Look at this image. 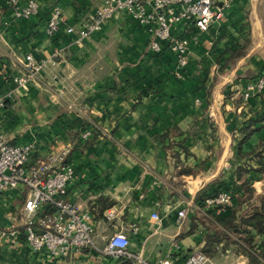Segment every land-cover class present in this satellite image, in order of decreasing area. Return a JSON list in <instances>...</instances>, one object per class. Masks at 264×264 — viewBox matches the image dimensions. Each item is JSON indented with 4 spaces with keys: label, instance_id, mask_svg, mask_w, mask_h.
I'll return each instance as SVG.
<instances>
[{
    "label": "crops",
    "instance_id": "obj_1",
    "mask_svg": "<svg viewBox=\"0 0 264 264\" xmlns=\"http://www.w3.org/2000/svg\"><path fill=\"white\" fill-rule=\"evenodd\" d=\"M36 1L40 11L31 18H17L7 5L0 9V96H14L0 127L11 143L34 144L36 158L69 149L76 175L68 199L80 209L113 202L101 217H93L97 248L105 236L124 229L140 264H185L195 253L205 257L203 264H255L233 244L213 257L204 249L207 235L216 232L218 247L226 244L221 230L209 228L216 216L251 211L248 203L239 206L244 181L256 191L253 205L264 196V151L255 152L264 141V96L247 102L241 97L248 83L264 76V0H216L228 6L208 32L177 27L175 39L197 36L182 70L169 46L161 53L150 49L147 27L128 14H118L81 44L65 31L48 33L53 7L79 28L101 0ZM27 53L39 61L54 59L58 67L23 91L12 78L22 72ZM85 130L97 133L87 145L79 140ZM216 182L231 187V205L209 208L199 197ZM22 205L19 193L0 198V223L8 230L0 238V264H55L28 246ZM182 209L188 211L183 222ZM110 211L117 214L112 221L106 217ZM250 231L261 251L264 232ZM126 261L87 247L62 264Z\"/></svg>",
    "mask_w": 264,
    "mask_h": 264
},
{
    "label": "built area",
    "instance_id": "obj_2",
    "mask_svg": "<svg viewBox=\"0 0 264 264\" xmlns=\"http://www.w3.org/2000/svg\"><path fill=\"white\" fill-rule=\"evenodd\" d=\"M12 7L17 18H31L38 14L40 5L36 0H28L19 5V0H7L0 4ZM149 6V8H147ZM224 6H218L216 0H101V5L79 28L67 24V18L60 7H53L48 16V33L51 36L61 31L76 36V44L83 43L91 34L102 29L118 14H128L140 25L147 27L150 34V49L161 53L164 45L169 46L177 55L178 67L182 70L188 64L191 38L182 35L175 39L173 31L180 26L195 27L200 33L208 32L218 25L225 14ZM58 67L54 59L39 61L33 54L27 53L22 61V72L12 78L13 83L23 91H29L37 84L49 68ZM3 70L0 64V74ZM58 80V75L53 76ZM264 92V76H259L248 83L241 94L247 102L255 95ZM10 94L0 96V116L7 103L13 100ZM92 136V131L85 130L79 140L84 142ZM8 172V173H7ZM75 168L70 160L69 149L62 148L47 156L36 158V146L32 143H11L0 127V198L10 193H19L23 205L19 210L22 220V233L33 254L45 256L55 264H62L72 255H80L91 247L103 256L114 259H126L130 264L143 263L129 251L130 237L124 229L105 236L102 248H97L95 227L91 210H82L69 199V191L75 181ZM233 195L223 187L214 197L204 202L207 207L229 206ZM115 211L107 213V219L116 217ZM180 220L187 217V209L178 212ZM152 218L160 222L158 213ZM131 230L138 232L133 224ZM8 230L0 223V238ZM207 261V259H206ZM205 257L200 253L190 255L185 264H203ZM163 264H171L165 261Z\"/></svg>",
    "mask_w": 264,
    "mask_h": 264
},
{
    "label": "trees",
    "instance_id": "obj_3",
    "mask_svg": "<svg viewBox=\"0 0 264 264\" xmlns=\"http://www.w3.org/2000/svg\"><path fill=\"white\" fill-rule=\"evenodd\" d=\"M241 56L240 54H237ZM260 95L264 96V92ZM96 132L92 131V136L84 141V144L91 143L96 136ZM80 138V135H79ZM259 148L262 150L259 151ZM255 152L261 154L264 151V141L260 142L259 147ZM223 182H216L200 192L199 197L203 199H207L209 197H214L218 194L224 187ZM242 185L246 189L245 196L239 201V206L243 203H248L251 206V211L246 214L237 215V210L233 211L232 214L224 219H220L219 217H215V223H211L209 228L214 230H221L224 235V239L226 240V244L224 247L219 248L215 242L220 240V233L216 232L214 235H207L206 238V256H216L221 251H225L226 248L233 244L235 246V250L238 253L246 255L250 261L255 264H264L262 259L264 258V247L261 251H257L254 244V237L251 235V228L257 229L259 232H264V196L258 197L257 200L260 202V205H253L252 200L256 198V191L249 186L247 181H244ZM231 191V187H226ZM113 202L102 201L100 207L96 210H93L92 213L95 218H99L102 216V213L105 209L112 206ZM236 238V239H235ZM264 246V245H263ZM129 264V261H126Z\"/></svg>",
    "mask_w": 264,
    "mask_h": 264
},
{
    "label": "rangeland",
    "instance_id": "obj_4",
    "mask_svg": "<svg viewBox=\"0 0 264 264\" xmlns=\"http://www.w3.org/2000/svg\"><path fill=\"white\" fill-rule=\"evenodd\" d=\"M105 243H106V241H105V240H104V241H102V244H103V245H105Z\"/></svg>",
    "mask_w": 264,
    "mask_h": 264
},
{
    "label": "water",
    "instance_id": "obj_5",
    "mask_svg": "<svg viewBox=\"0 0 264 264\" xmlns=\"http://www.w3.org/2000/svg\"><path fill=\"white\" fill-rule=\"evenodd\" d=\"M8 173V172H7Z\"/></svg>",
    "mask_w": 264,
    "mask_h": 264
}]
</instances>
